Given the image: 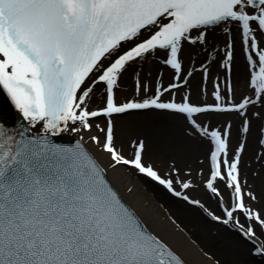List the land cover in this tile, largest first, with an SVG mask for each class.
I'll return each instance as SVG.
<instances>
[{
	"label": "snow or ice",
	"instance_id": "snow-or-ice-1",
	"mask_svg": "<svg viewBox=\"0 0 264 264\" xmlns=\"http://www.w3.org/2000/svg\"><path fill=\"white\" fill-rule=\"evenodd\" d=\"M0 93V264H198L125 199L121 168L212 226L218 252L192 241L210 264L264 257V0H0ZM127 117L162 122L118 140Z\"/></svg>",
	"mask_w": 264,
	"mask_h": 264
},
{
	"label": "bare ground",
	"instance_id": "bare-ground-1",
	"mask_svg": "<svg viewBox=\"0 0 264 264\" xmlns=\"http://www.w3.org/2000/svg\"><path fill=\"white\" fill-rule=\"evenodd\" d=\"M238 50L236 49V62L233 71V80L237 86V94L241 91H245V75L246 68L242 62L241 57L237 54ZM215 64L212 63V74L213 77L218 72V66L215 60ZM152 71L153 76L157 74L158 65L154 62L146 63L144 65V72ZM126 82L130 84V80L126 78ZM199 82V75L193 77L192 87L193 92L196 91L197 84ZM210 86V84H208ZM128 91H131V88H128ZM128 93L121 95H127ZM3 107V105H1ZM162 121L158 118L150 117H132V118H123L121 121H118L117 135L118 140L127 141L129 135H133L137 132H144L151 136H155L157 133L158 125ZM260 123L258 122V125ZM256 125V124H255ZM258 128V127H257ZM234 126V132H235ZM175 131L179 134V127H175ZM255 132L254 123L252 124V131L248 136V148L245 153V160L255 159L253 156L254 152H258V148L255 142ZM235 141V136L233 138ZM109 178L120 190L121 194L125 199L137 209V211L143 216L148 225L152 228H157L160 225H164L167 229L168 234L172 237L173 241L183 252L189 254L190 259L198 261V264H210V262L204 260L202 257H199L196 252V245L191 246L190 242L196 241L199 245L203 246L206 250L218 252L220 248L219 240L216 233L213 231L212 226L206 224L203 221V218L199 215L198 212L191 211L186 208L182 203L176 202L171 198L167 197L165 194L159 192V188H155L153 185H148L143 183L142 179L134 178L130 174H125L122 169H116L114 172L109 171ZM249 181H252V178L249 177ZM134 185L133 191L131 194L125 192V188L128 185ZM255 191L258 195L264 197V193L261 192L262 183L260 179L254 181ZM156 189V191L154 190ZM158 190V191H157ZM194 195H200V191L197 190L193 193ZM163 195V196H162ZM163 205L169 211V214L175 216L176 219L182 224L188 231L191 233V240L184 233V238L182 235L175 232L171 225L167 222L162 210L159 208V205ZM262 205H264V199H262ZM229 259L236 262V264H242V262L247 261V264H264L254 261L253 258L247 256V249L240 247L236 250H233L229 253Z\"/></svg>",
	"mask_w": 264,
	"mask_h": 264
}]
</instances>
